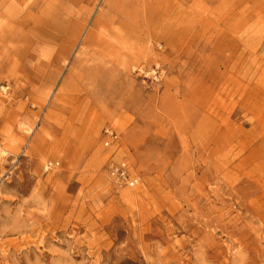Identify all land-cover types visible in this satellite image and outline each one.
Returning a JSON list of instances; mask_svg holds the SVG:
<instances>
[{
	"label": "rangeland",
	"instance_id": "rangeland-1",
	"mask_svg": "<svg viewBox=\"0 0 264 264\" xmlns=\"http://www.w3.org/2000/svg\"><path fill=\"white\" fill-rule=\"evenodd\" d=\"M4 33L0 264H264V0H0Z\"/></svg>",
	"mask_w": 264,
	"mask_h": 264
},
{
	"label": "built area",
	"instance_id": "built-area-1",
	"mask_svg": "<svg viewBox=\"0 0 264 264\" xmlns=\"http://www.w3.org/2000/svg\"><path fill=\"white\" fill-rule=\"evenodd\" d=\"M102 146L106 149L118 150V135L111 129L105 128L102 132ZM106 172L111 180L118 186L135 187L139 179L133 174L125 159L109 160L106 164Z\"/></svg>",
	"mask_w": 264,
	"mask_h": 264
},
{
	"label": "bare ground",
	"instance_id": "bare-ground-1",
	"mask_svg": "<svg viewBox=\"0 0 264 264\" xmlns=\"http://www.w3.org/2000/svg\"><path fill=\"white\" fill-rule=\"evenodd\" d=\"M5 33H6V32H5ZM5 33H4V34H5ZM4 34H0V36L3 37V40H4V38H7V36H8L7 34H5V35H4ZM3 35H4V36H3ZM90 38H91V35L88 36V38H87L86 41L90 40Z\"/></svg>",
	"mask_w": 264,
	"mask_h": 264
}]
</instances>
